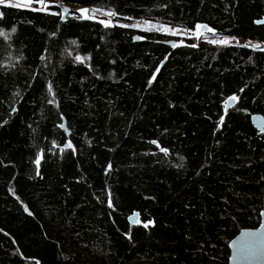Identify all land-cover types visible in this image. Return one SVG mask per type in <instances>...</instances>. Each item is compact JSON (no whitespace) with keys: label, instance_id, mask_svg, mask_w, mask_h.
I'll return each instance as SVG.
<instances>
[{"label":"trees","instance_id":"16d2710c","mask_svg":"<svg viewBox=\"0 0 264 264\" xmlns=\"http://www.w3.org/2000/svg\"><path fill=\"white\" fill-rule=\"evenodd\" d=\"M62 4L264 44V0H55L50 12ZM0 9V264H229L230 242L264 212V134L251 123L264 116V52L203 40L173 51L160 42L183 38ZM68 140L75 153L52 146ZM135 211L155 226L132 227Z\"/></svg>","mask_w":264,"mask_h":264},{"label":"snow or ice","instance_id":"6c2138e0","mask_svg":"<svg viewBox=\"0 0 264 264\" xmlns=\"http://www.w3.org/2000/svg\"><path fill=\"white\" fill-rule=\"evenodd\" d=\"M54 2L55 0H17L16 3H11V0H0V5H3L5 7L37 12V13L51 14L53 16H58L61 21H65L66 16L64 14L69 13L71 11L72 18L95 21L98 25L102 26L104 29H115V28L140 29L145 32H150L153 29H155L156 31L162 33L165 36H186L189 38H194L195 40L198 41L203 40L204 42H207L208 44L214 46H219V47L237 46V47H245V48L251 47L252 49H259L260 51L264 52V48H261L260 44L246 42L245 44L241 45L240 41L235 36L223 35L217 33V30L215 28L210 27L206 23L197 22L195 23L193 28H186L181 26L174 27L163 23L153 24L149 20H144L142 23H120L116 18L119 17L121 14L111 8L104 9L98 7H91V8L83 7L76 10L63 8L60 12H50L49 5ZM97 13H99L100 16L104 18H100V16H98ZM3 17H4V13L0 12V19H3ZM125 19L133 20V17H125ZM255 23L260 24V23H264V21L257 20L255 21ZM11 31L15 34L17 32V28L13 27ZM53 35H55V33H53ZM101 39L103 40V36H101ZM132 39L144 40L146 39V37L143 35H139L132 37ZM71 43L75 45L77 41L72 40ZM170 43L173 49H176L179 46H188L191 48H197L199 46L196 43L185 45V42L183 40H180L179 43L176 42H170ZM97 47H99V45H97ZM68 55H71V52H69ZM168 58H169L168 55H166L164 57V60H167ZM40 59L43 60L44 57L41 56ZM90 59H91L90 55L83 56L78 53L74 57V61L80 64H85V62ZM164 60L160 61V65L157 66L152 77L148 80L149 85L153 83V80L156 78L155 74L156 72L160 71V66L163 65ZM112 62L114 63L115 61ZM87 67L89 68L90 71H92V67L90 64H88ZM46 91L49 94H52L53 96V99H49L47 102L49 104L55 103V93L53 89V84L51 82H48L46 84ZM240 91L243 92L244 89L241 88ZM239 99L240 97L234 93L227 98L225 104L227 106L228 102H235L238 101ZM12 111L15 112L16 109L13 108ZM60 119L63 120V115L60 116ZM254 119L257 120V127L259 128L260 132L264 133V118H254ZM223 120L224 117L221 116L220 117L221 124L223 123ZM59 127L64 128V125L60 124ZM149 143L155 145L159 149V152L163 153L164 157H167L169 155V149L167 147H161L157 140L153 139L149 141ZM52 146L53 148H59V151L61 153H63L65 149H70L72 150L73 153H75V148L71 140H68L62 147H60L59 145L56 144L55 141H53ZM153 155H155V153H153ZM42 158H43V150H40L37 153L35 160L33 161V163L37 166V170H36L37 176L40 175L39 166ZM183 159L184 158L181 157V160ZM180 166L182 167V165ZM111 169H112V164L111 162H109L107 167L105 168V175H107ZM262 179H264V177H262ZM8 190L13 195H15V192L12 188H9ZM16 199L19 200V197L17 196ZM97 199L99 200V198ZM21 205L25 213H27L29 216L33 215L28 205L23 204L22 201H21ZM107 207L109 209H114V204L112 202L110 192L108 193ZM260 215L264 216V212H261ZM137 216L138 214H134L133 216H130L128 219L134 224H141L142 222L137 218ZM154 223L155 222L152 219L146 220L145 222H143V228L147 229L149 228L150 225H154ZM125 235H128L129 239H131V236L128 233H125ZM230 247L233 249L232 255L230 257L232 264H239V262L246 261L249 259H264V221H261L259 228L242 229L240 231L239 237H237V239L231 242ZM36 264H40L39 260L36 261Z\"/></svg>","mask_w":264,"mask_h":264},{"label":"water","instance_id":"95a60500","mask_svg":"<svg viewBox=\"0 0 264 264\" xmlns=\"http://www.w3.org/2000/svg\"><path fill=\"white\" fill-rule=\"evenodd\" d=\"M63 8H68V9H70V10H73L71 7H69V6H67V5H66V6H61V10H62ZM0 12H2L1 9H0ZM64 15L66 16V20H67V18L71 15V11H70L69 13H65ZM66 20H65V21H62V22H66ZM85 21H89V20H85ZM260 21H264V17H263ZM91 22H95V21H91ZM256 24H257V23H256ZM257 25H259V26H264V23H260V24H257ZM140 41H142V40H135V42H140ZM183 41L185 42V45H188V44L186 43L185 40H183ZM170 42H176V43H179L178 40L172 39V40H168V41H162V42H160V44H162V45H164V46L170 48V49L173 50V51H175V50H177V49H179V48L186 47V46H179V47H177L176 49H173V48L171 47V43H170ZM166 62H167V60L164 61L163 65H164ZM163 65H162V66H163ZM236 104H237V101H235V102H228V104H227V106H226V108H225V113H227L229 110H231L232 108H234V107L236 106ZM254 118H264V116L261 115V114H254V115L251 116V123H252L253 127L258 131V134H259V135H263L264 133H261V132H260L259 128L257 127V120L254 119ZM63 125H64V128H65V125H66V122H65V121H64ZM67 135H68V137L70 136V132H69L68 130H67ZM134 214H138L137 218H138L142 223H141V224H134V223H132V222L128 219L130 225H131L132 227H136V226H142V227H143V221H142V217H141L140 212L135 211V212H133L130 216H133ZM130 216H129V217H130ZM129 217H128V218H129ZM261 221H264V216H261ZM154 226H155V225H150L149 227H154ZM259 226H260V225H259ZM259 226H258L257 228H259ZM246 229H255V228H246ZM239 235H240V233H239V234H238L233 240L237 239V237H239ZM233 240H232V241H233ZM232 241H231V242H232ZM231 242H230V244H231ZM230 244H229V249H230V252H231V255H232L233 249L230 247ZM231 255H230V257H231ZM229 264H232V261L230 260V258H229ZM239 264H264V259H249V260H246V261H241V262H239Z\"/></svg>","mask_w":264,"mask_h":264},{"label":"rangeland","instance_id":"374dc122","mask_svg":"<svg viewBox=\"0 0 264 264\" xmlns=\"http://www.w3.org/2000/svg\"><path fill=\"white\" fill-rule=\"evenodd\" d=\"M17 2V0H11V3H16ZM0 6H3V5H0ZM50 6V5H49ZM61 6H66V4H62ZM67 6H69V7H71L73 10H76V9H79V8H83V7H81V6H76V5H67ZM77 15H78V13H77ZM97 15L98 16H100V14L99 13H97ZM100 18H104V17H102V16H100ZM120 23H128V22H124V21H122V20H120V19H118V18H116ZM144 20H146V19H143V20H138V21H134V22H131V23H142ZM151 23H153V24H157V23H163V24H168V25H170V26H179V25H175V24H169V23H164V22H161V21H154V20H149ZM182 27V26H181ZM134 30H137V31H141V32H145V31H142V30H140V29H134ZM159 33V34H162V33H160V32H158V31H156L155 29H153L152 31H150V32H148V33ZM173 37H177V38H183V40L184 39H186V40H193L194 38H189V37H186V36H173ZM238 39V38H237ZM239 41H240V44L241 45H243V44H245L246 42H250V41H246V40H242V39H238ZM194 43H196L197 44V41L195 40L194 41ZM251 43H253V42H251ZM256 44H260V43H256ZM260 46H261V48H264V44H260Z\"/></svg>","mask_w":264,"mask_h":264},{"label":"flooded vegetation","instance_id":"af4514ba","mask_svg":"<svg viewBox=\"0 0 264 264\" xmlns=\"http://www.w3.org/2000/svg\"><path fill=\"white\" fill-rule=\"evenodd\" d=\"M178 41H180V40H178ZM186 43L188 44V42L186 41Z\"/></svg>","mask_w":264,"mask_h":264},{"label":"bare ground","instance_id":"6f19581e","mask_svg":"<svg viewBox=\"0 0 264 264\" xmlns=\"http://www.w3.org/2000/svg\"><path fill=\"white\" fill-rule=\"evenodd\" d=\"M77 21V20H76Z\"/></svg>","mask_w":264,"mask_h":264}]
</instances>
